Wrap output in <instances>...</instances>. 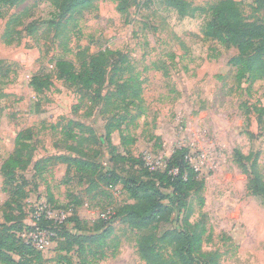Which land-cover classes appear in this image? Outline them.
<instances>
[{"label":"rangeland","instance_id":"374dc122","mask_svg":"<svg viewBox=\"0 0 264 264\" xmlns=\"http://www.w3.org/2000/svg\"><path fill=\"white\" fill-rule=\"evenodd\" d=\"M185 1L196 11L180 19L160 0H98L61 20L57 29L47 26L59 21L53 0H26L17 8L0 9V167L12 155L19 132L31 130L28 143L34 150L30 164L17 172L31 183L21 214L2 208L6 195L0 173L3 229L17 228L19 222L32 227L43 212L63 222L72 235L86 234L101 218L113 232L103 249L91 247L84 264H144L137 254L140 238L180 228L183 212L134 230L116 216L111 219L132 203L121 185H109L99 173L91 183L90 178L80 180L67 165L52 160L81 158L109 169L110 127L117 151L150 169L163 170L174 149L188 148L189 161L204 181L203 191L188 199L189 222L206 230L202 264H264V200L247 191V176L234 157L235 150L248 157L247 168L255 160L264 177V78L238 81L228 65L236 50L205 37L209 9L220 0ZM235 1L246 21L264 22V11L255 10L254 0ZM21 11L23 25L15 28L21 34L4 45L5 23ZM28 24L42 27L33 32L25 29ZM100 53L105 54L106 78L104 99L96 105L90 92L57 78L54 62L79 64ZM34 76L48 79L52 87L35 93L29 86ZM44 160L35 173L34 165ZM139 167L129 168L128 174L142 177ZM74 214L87 223L79 231L69 220ZM7 215H12L8 222ZM18 235L30 238L43 254L41 264H80L76 248L56 251L51 230L24 228Z\"/></svg>","mask_w":264,"mask_h":264},{"label":"trees","instance_id":"16d2710c","mask_svg":"<svg viewBox=\"0 0 264 264\" xmlns=\"http://www.w3.org/2000/svg\"><path fill=\"white\" fill-rule=\"evenodd\" d=\"M26 0H0L1 8H17ZM98 0H53L52 4L59 13V21H50L47 26L57 29L61 25V20H68L75 14L82 12L92 6ZM177 16L185 18L190 12V4L185 0H160ZM256 11H264V0H254ZM25 12L21 11L10 16L1 35L4 45H12L15 42L14 36H20V32L15 28L20 24ZM0 18H2L0 13ZM28 24L25 29L32 28L35 32L42 25L32 27ZM35 30V31H34ZM206 38L213 40L225 48H234L236 55L232 57L228 65L235 70L236 79H263L264 78V22L257 20L246 21L240 3L235 0H220L210 7L209 15L203 28ZM105 54L91 55L74 64L69 60L57 59L54 62V74L58 79L72 85L82 92H90L93 95L94 104L98 105L104 99L101 89L105 83ZM29 86L35 93H42L52 87V82L42 79L40 76L31 78ZM4 94L0 92V102ZM112 128H106V142L109 150V169H104L100 164L90 162L81 158L55 157L61 164L67 165V170L71 169L79 174L80 180L90 178L99 173L98 178L104 179L111 186L121 185L123 191L132 203L122 206L116 215L111 219L120 218L125 224L134 230H146L150 222L158 223L172 216L174 212L183 218L180 221V228L164 231L158 237L153 235H143L137 247V254L144 264H202L200 259L207 255L202 253V244L206 233L205 227L201 224H191L189 222L190 209L188 199L192 195H197L204 189V181L199 178L198 172L189 161V150L186 147H179L172 151L165 161L164 169L147 168L143 161H138L133 157L121 155L115 145L111 143L110 135ZM73 138V137H72ZM31 130L27 129L19 132L14 139V151L1 165L0 173L3 177L2 191L6 195V200L2 208L9 212L17 211L22 213V202L28 197L26 188L31 184L24 177L18 176L17 172L28 166L34 152L29 145ZM125 139H122V145ZM236 161L241 165L242 172L247 176V191L256 197L264 200V177L258 171L257 162L254 160L247 168L245 162L249 160L239 150L234 151ZM45 161L36 163L33 170H36ZM121 167H118L120 165ZM129 164V167H127ZM143 169L142 177H135L128 174L129 168L135 166ZM105 170L104 172L102 170ZM101 170V171H100ZM101 172V173H100ZM103 172V174H102ZM119 172L123 175H119ZM203 199H200V206ZM75 206L81 205L79 199H75ZM12 215H7L5 220H11ZM76 230H81V221L75 214L69 218ZM109 223V222H108ZM107 220L101 218L92 223L91 229L86 234L72 235L65 231L63 222L58 223L47 219L42 212L35 218L34 227H26L19 222L18 227L11 225L3 229L0 226V264H41L43 254L28 240H24L18 235L26 230L39 231L51 230L56 241V251H67L76 248L80 264H84L83 256L96 247L98 250L104 248L106 241L111 237L113 228ZM3 229V230H2ZM59 236V239H58Z\"/></svg>","mask_w":264,"mask_h":264},{"label":"built area","instance_id":"2783aa9c","mask_svg":"<svg viewBox=\"0 0 264 264\" xmlns=\"http://www.w3.org/2000/svg\"><path fill=\"white\" fill-rule=\"evenodd\" d=\"M41 214V213H40ZM40 214H37L36 216H35V218H37V217H39L40 216ZM45 214V213H44ZM46 216V215H45ZM34 218V219H35ZM46 218L47 219H50L48 216H46ZM51 220V219H50ZM54 222H58V221H54ZM32 227H34V224H33V226ZM40 232L38 229H36V230H34V231H30V232ZM28 238V237H27ZM30 240V242H31V239L30 238H28V241ZM32 243V242H31ZM32 245L34 246V247H36L33 243H32ZM37 248V247H36ZM38 249V248H37ZM39 250V249H38Z\"/></svg>","mask_w":264,"mask_h":264}]
</instances>
